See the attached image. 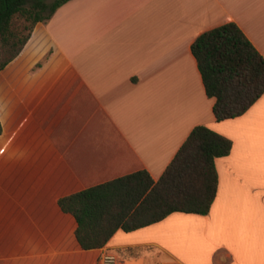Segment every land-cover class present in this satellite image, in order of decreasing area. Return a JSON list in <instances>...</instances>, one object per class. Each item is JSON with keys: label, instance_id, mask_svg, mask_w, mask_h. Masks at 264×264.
<instances>
[{"label": "crops", "instance_id": "crops-1", "mask_svg": "<svg viewBox=\"0 0 264 264\" xmlns=\"http://www.w3.org/2000/svg\"><path fill=\"white\" fill-rule=\"evenodd\" d=\"M236 23L264 57V0H70L0 71V264H264V95L218 122L192 45ZM229 138L208 215L175 212L84 250L59 200L146 170L196 126Z\"/></svg>", "mask_w": 264, "mask_h": 264}, {"label": "trees", "instance_id": "trees-1", "mask_svg": "<svg viewBox=\"0 0 264 264\" xmlns=\"http://www.w3.org/2000/svg\"><path fill=\"white\" fill-rule=\"evenodd\" d=\"M68 1L0 0V71L21 53L35 26ZM192 53L206 94L215 99L216 121L244 115L264 95V57L236 23L201 34ZM232 149L231 139L196 126L159 180L142 170L61 198L59 204L76 218L84 250L106 246L118 230L132 232L175 212L208 215L218 191L215 161Z\"/></svg>", "mask_w": 264, "mask_h": 264}, {"label": "built area", "instance_id": "built-area-1", "mask_svg": "<svg viewBox=\"0 0 264 264\" xmlns=\"http://www.w3.org/2000/svg\"><path fill=\"white\" fill-rule=\"evenodd\" d=\"M101 264H119V259L113 253H105L102 257ZM163 264H169V263H163Z\"/></svg>", "mask_w": 264, "mask_h": 264}]
</instances>
